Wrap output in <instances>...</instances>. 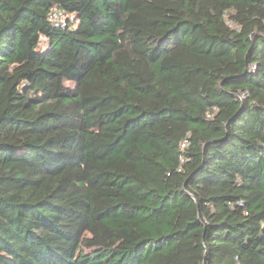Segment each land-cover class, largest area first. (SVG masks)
Wrapping results in <instances>:
<instances>
[{
	"label": "trees",
	"instance_id": "16d2710c",
	"mask_svg": "<svg viewBox=\"0 0 264 264\" xmlns=\"http://www.w3.org/2000/svg\"><path fill=\"white\" fill-rule=\"evenodd\" d=\"M0 264H264V0H0Z\"/></svg>",
	"mask_w": 264,
	"mask_h": 264
},
{
	"label": "built area",
	"instance_id": "2783aa9c",
	"mask_svg": "<svg viewBox=\"0 0 264 264\" xmlns=\"http://www.w3.org/2000/svg\"><path fill=\"white\" fill-rule=\"evenodd\" d=\"M49 18L57 26H66L69 17L65 15L62 11L54 10L49 14Z\"/></svg>",
	"mask_w": 264,
	"mask_h": 264
}]
</instances>
